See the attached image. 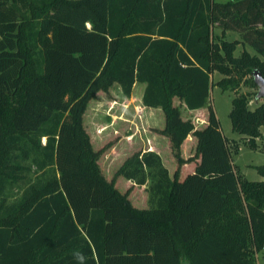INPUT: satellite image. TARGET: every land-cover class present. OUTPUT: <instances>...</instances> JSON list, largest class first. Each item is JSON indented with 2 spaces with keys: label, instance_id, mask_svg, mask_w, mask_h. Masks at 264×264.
Listing matches in <instances>:
<instances>
[{
  "label": "trees",
  "instance_id": "16d2710c",
  "mask_svg": "<svg viewBox=\"0 0 264 264\" xmlns=\"http://www.w3.org/2000/svg\"><path fill=\"white\" fill-rule=\"evenodd\" d=\"M256 71L264 78V0H0V264H257L264 166L259 181L239 174L208 103L215 87L232 92L231 130L257 150ZM139 83L143 106L164 113L156 132L177 168L138 150L108 180L84 115L98 92L118 84L130 97ZM181 108L204 109L203 126ZM118 178L145 186L149 208Z\"/></svg>",
  "mask_w": 264,
  "mask_h": 264
},
{
  "label": "rangeland",
  "instance_id": "374dc122",
  "mask_svg": "<svg viewBox=\"0 0 264 264\" xmlns=\"http://www.w3.org/2000/svg\"><path fill=\"white\" fill-rule=\"evenodd\" d=\"M215 1L226 2L229 0ZM215 33L217 34L219 31L215 30ZM227 40H239V36L236 33L228 32ZM242 49V47H238L235 56H239ZM246 50L250 54H254L250 47H246ZM221 78V75L214 73L213 81ZM135 85L130 97L123 95L118 84H113L107 93L98 92L96 98L89 103L84 115V126L90 136L93 149L106 148L99 158L98 164L108 180L112 179L116 170L127 157L142 147L143 140L147 145H150L153 138L157 140L158 147L160 145L159 155L171 176L177 168L168 138L156 132L164 128V113L161 109L144 107L141 96L145 85L140 83ZM254 91L256 90L241 88L243 93H253ZM233 97L232 92H222L218 87H215L211 91L208 103L216 113L223 134L236 141H231L230 145L231 156L239 174L249 181H259L261 177L254 166H264V127L261 128V137L257 140L258 149H249L241 136L231 130L229 113L232 108ZM254 99L253 96L249 104L251 110L257 106L256 103L259 101ZM174 104L178 106L179 101L175 99ZM151 110L154 112L151 113ZM181 112L182 118L190 119L198 129L203 126L200 117L202 111L196 112L181 108ZM195 144V139L191 137V140L186 142L184 146L183 157L184 155L185 157L194 155ZM189 169L185 167V171ZM185 171L182 172L180 179L183 178ZM116 187L121 192L132 187L129 196L133 205L137 208H149L148 194L142 187L130 186L128 181L123 178L116 180ZM256 260L257 264H264V250L256 256Z\"/></svg>",
  "mask_w": 264,
  "mask_h": 264
},
{
  "label": "crops",
  "instance_id": "0c3cea01",
  "mask_svg": "<svg viewBox=\"0 0 264 264\" xmlns=\"http://www.w3.org/2000/svg\"><path fill=\"white\" fill-rule=\"evenodd\" d=\"M217 34H219V33H217ZM136 86V85H135ZM145 88V87H144ZM144 91V90H143ZM142 95H143V92H142ZM142 97V96H141ZM148 110V109H147ZM198 111H202L201 112V115H200V117L202 118V120L201 121H205L206 120V111L204 110V109H202V110H198ZM205 111V112H204ZM152 112H154L153 110H151V113ZM197 112V111H196ZM149 113H150V111H149ZM260 131H261V129H260ZM223 133V132H222ZM224 136H225V134H223ZM226 137V136H225ZM228 138V137H227ZM230 141H235L233 138H228ZM154 140H155V144H154ZM191 140V137H188L186 140H185V142H184V144H183V146H182V150L184 151L185 149V144H186V142H188V141H190ZM157 140L155 139V138H153L152 140H151V144L150 145H147L146 143H145V141L143 140L142 141V147H140L138 150H143V151H147V150H149V151H155V152H157V153H160V150H159V148H160V145H159V147H158V143L156 142ZM161 142V141H160ZM163 142V141H162ZM236 142V141H235ZM137 150V151H138ZM184 157H185V155H184ZM185 158H188V156L187 157H185ZM233 164H234V162H233ZM235 165V164H234ZM194 164H191V165H186L185 167H187V168H190L189 170H187V173H189V172H191L193 169H194ZM236 166V165H235ZM129 184H130V186H134L133 184H131L130 182H128ZM137 187V186H136ZM139 188H141V187H139ZM142 189H144L145 190V186H142ZM129 198H130V196H129ZM131 200V199H130ZM133 204V203H132Z\"/></svg>",
  "mask_w": 264,
  "mask_h": 264
},
{
  "label": "water",
  "instance_id": "95a60500",
  "mask_svg": "<svg viewBox=\"0 0 264 264\" xmlns=\"http://www.w3.org/2000/svg\"><path fill=\"white\" fill-rule=\"evenodd\" d=\"M253 79L257 85V100H264V78L259 72L256 71L253 73Z\"/></svg>",
  "mask_w": 264,
  "mask_h": 264
}]
</instances>
